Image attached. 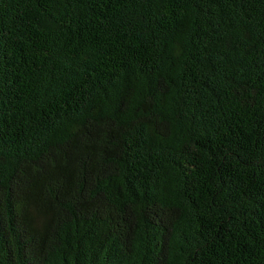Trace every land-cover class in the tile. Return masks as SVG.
<instances>
[{
	"label": "trees",
	"instance_id": "obj_1",
	"mask_svg": "<svg viewBox=\"0 0 264 264\" xmlns=\"http://www.w3.org/2000/svg\"><path fill=\"white\" fill-rule=\"evenodd\" d=\"M0 264H264V0H0Z\"/></svg>",
	"mask_w": 264,
	"mask_h": 264
}]
</instances>
